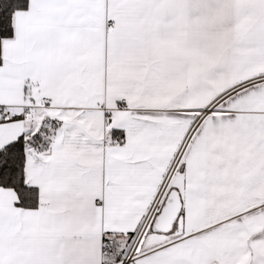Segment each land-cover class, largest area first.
Masks as SVG:
<instances>
[{
	"label": "snow or ice",
	"instance_id": "6c2138e0",
	"mask_svg": "<svg viewBox=\"0 0 264 264\" xmlns=\"http://www.w3.org/2000/svg\"><path fill=\"white\" fill-rule=\"evenodd\" d=\"M0 264H264V0H0Z\"/></svg>",
	"mask_w": 264,
	"mask_h": 264
}]
</instances>
